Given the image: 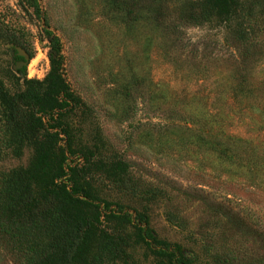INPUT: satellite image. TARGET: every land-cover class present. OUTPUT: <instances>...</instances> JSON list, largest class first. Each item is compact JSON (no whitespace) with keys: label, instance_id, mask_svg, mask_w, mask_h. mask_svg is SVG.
Wrapping results in <instances>:
<instances>
[{"label":"rangeland","instance_id":"1","mask_svg":"<svg viewBox=\"0 0 264 264\" xmlns=\"http://www.w3.org/2000/svg\"><path fill=\"white\" fill-rule=\"evenodd\" d=\"M202 1L40 0L75 99L49 178L77 168L73 182L126 241L125 255L109 264H161L142 241L140 214L194 264H264V7L229 23L206 19ZM18 3L0 0V22L31 31L0 39V184L35 159L33 147L17 158L2 144L3 96L43 93L51 70L40 24ZM23 46L34 55L26 66L34 83L17 68ZM121 211L131 222L113 216ZM17 258L0 249V264Z\"/></svg>","mask_w":264,"mask_h":264},{"label":"trees","instance_id":"2","mask_svg":"<svg viewBox=\"0 0 264 264\" xmlns=\"http://www.w3.org/2000/svg\"><path fill=\"white\" fill-rule=\"evenodd\" d=\"M132 2L134 5L136 0ZM18 4L30 23L40 24L41 38L48 42L51 70L43 93L27 90L3 96L5 135L2 144L12 148V155L17 158H21L23 148L33 147L35 159L33 169H11L1 177L0 249L17 256L18 264H109L125 255L126 241L116 231H109L101 221V203H97L87 187L73 182L71 176L74 171L78 176L77 168L67 166L69 171H66L61 166L58 173L49 178L50 161L54 159L59 135L67 132L62 117L75 100L63 78V45L50 28L40 0H19ZM201 5L206 19L219 18L231 23L246 10L264 7V0L256 2L255 6L248 0H203ZM192 18H201V14H194ZM30 32L26 28L17 32L0 22V39H26ZM238 32L243 34L240 29ZM22 48L32 60L34 55L26 47ZM16 54L17 59L23 60L17 50ZM26 66L19 72L27 83H34L26 79ZM67 150L71 152L69 147ZM76 180H81V176ZM122 185L129 188L125 183ZM104 206L105 210H110L108 204ZM113 216L131 222L122 211ZM139 218L144 225L140 227L142 241L155 259L161 264H194L182 246L157 239L146 215L140 214Z\"/></svg>","mask_w":264,"mask_h":264},{"label":"water","instance_id":"3","mask_svg":"<svg viewBox=\"0 0 264 264\" xmlns=\"http://www.w3.org/2000/svg\"><path fill=\"white\" fill-rule=\"evenodd\" d=\"M18 52H19V55L25 57V61L23 63L18 64V66H17L18 69H22L25 65L28 64V62L30 61V58H29V55L27 54V52H25L23 49L18 48Z\"/></svg>","mask_w":264,"mask_h":264},{"label":"flooded vegetation","instance_id":"4","mask_svg":"<svg viewBox=\"0 0 264 264\" xmlns=\"http://www.w3.org/2000/svg\"><path fill=\"white\" fill-rule=\"evenodd\" d=\"M18 55H19V52H18ZM19 57H22L23 58V60H19V63H23L25 61V57L24 56H21V55H19Z\"/></svg>","mask_w":264,"mask_h":264}]
</instances>
